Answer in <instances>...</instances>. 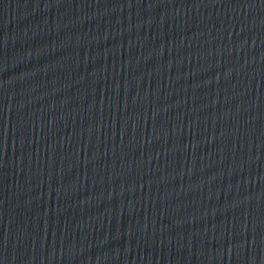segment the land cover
I'll list each match as a JSON object with an SVG mask.
<instances>
[{"label":"water","instance_id":"1","mask_svg":"<svg viewBox=\"0 0 264 264\" xmlns=\"http://www.w3.org/2000/svg\"><path fill=\"white\" fill-rule=\"evenodd\" d=\"M0 264H264V0H0Z\"/></svg>","mask_w":264,"mask_h":264}]
</instances>
